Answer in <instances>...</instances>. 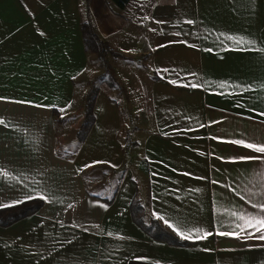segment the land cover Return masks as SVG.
Returning <instances> with one entry per match:
<instances>
[{"label": "crops", "instance_id": "obj_1", "mask_svg": "<svg viewBox=\"0 0 264 264\" xmlns=\"http://www.w3.org/2000/svg\"><path fill=\"white\" fill-rule=\"evenodd\" d=\"M86 20L120 55H106L120 89L99 84L78 142L104 71L85 47ZM259 49L264 0H0V204L46 197L0 226V264H264V240L217 235L239 231L233 211L264 216L252 206L264 203V154L231 143H264ZM138 189L190 244L154 240L133 222ZM195 229L212 235L197 240Z\"/></svg>", "mask_w": 264, "mask_h": 264}, {"label": "trees", "instance_id": "obj_2", "mask_svg": "<svg viewBox=\"0 0 264 264\" xmlns=\"http://www.w3.org/2000/svg\"><path fill=\"white\" fill-rule=\"evenodd\" d=\"M117 7L123 8L128 0H110ZM82 34L84 38V44L86 49L94 52L98 56V60L104 71L96 76L92 81V84L85 97V107L83 111V118L77 131V140L81 142L84 140L88 133L93 121V104L96 94L98 93L99 84L106 82L114 88H120L116 78L113 74L111 66L106 61V55L109 53L112 56H118L109 48L106 42L99 39L98 35L94 31L90 20H86L81 24ZM120 56V55H119ZM114 191V190H113ZM115 192V191H114ZM114 192L109 197L103 199L110 203L113 199ZM42 205L40 199H30L11 207L0 208V226H7L16 220H19L25 216H28L38 210ZM130 214L133 222L147 235L154 240L166 242L170 245H188L190 241L180 239L173 233L167 226H165L158 218H156L149 208V191L146 192L144 198L143 193L138 189L134 198L130 203Z\"/></svg>", "mask_w": 264, "mask_h": 264}, {"label": "snow or ice", "instance_id": "obj_3", "mask_svg": "<svg viewBox=\"0 0 264 264\" xmlns=\"http://www.w3.org/2000/svg\"><path fill=\"white\" fill-rule=\"evenodd\" d=\"M188 23H192V21H188ZM224 35V34H221ZM225 39L232 41L236 46V50H254L251 46L255 45V41L248 39L246 37L242 36H230V35H225ZM248 46V47H245ZM260 51L264 52V49H259ZM195 86V85H193ZM63 111V110H62ZM0 124H4V121L0 119ZM233 144L241 145L247 149H251L252 151L256 153H261L264 154V143H246L244 140H234L231 141ZM242 160H254V159H259V157L255 156H247V157H240ZM95 163H103L100 161H95ZM92 165H85V167H91ZM0 176L7 177L9 176L8 173L6 172H0ZM198 191V190H197ZM37 196L40 199H46L44 195L41 193H37ZM35 197L33 196H28L26 199H33ZM22 201H15L13 203H21ZM12 205H5V204H0V207H11ZM253 207H258L259 211L261 213H264V203H261L259 205L253 204ZM231 216L235 217L238 221H242V223L236 224V228L239 229V231L232 230V231H219L217 232V235L220 236H235L237 238L241 237L242 234L247 233V238H256L259 240H264V216L261 215H252V214H238L237 212L233 211L230 213ZM162 219V217H161ZM167 223V221H165ZM169 227H173V225H169ZM173 230L177 232V235H179L182 239L185 240H190L193 238L191 232H184L180 231L178 228L173 227ZM252 230V231H249ZM195 232L197 235L195 236V239L197 240H202L206 239L208 236L212 235L211 232H205L202 229H195ZM259 233V235H256Z\"/></svg>", "mask_w": 264, "mask_h": 264}, {"label": "rangeland", "instance_id": "obj_4", "mask_svg": "<svg viewBox=\"0 0 264 264\" xmlns=\"http://www.w3.org/2000/svg\"><path fill=\"white\" fill-rule=\"evenodd\" d=\"M109 54V53H108ZM110 55V54H109ZM112 56V55H111ZM97 59H98V57H97ZM116 81H117V79H116ZM117 83H118V81H117ZM118 85H119V83H118ZM118 89H120V88H118ZM85 107V106H84ZM140 166H141V168H142V166H143V162L141 161L140 162ZM102 169V168H101ZM101 169H99V170H97V171H91V174H89L88 176H86L88 179H87V181L89 182V183H91V180H89V178L91 177V178H95V177H99L100 176V173H101ZM139 178V182L140 183H142V184H144V180H145V178L144 177H138ZM114 182V181H113ZM99 189H97V188ZM95 190H94V193L95 194H99V195H103V194H107V195H109L110 194V190H111V185L107 188L106 187V190L105 191H103V188H101V186H97V184L95 185ZM101 189V190H100Z\"/></svg>", "mask_w": 264, "mask_h": 264}]
</instances>
